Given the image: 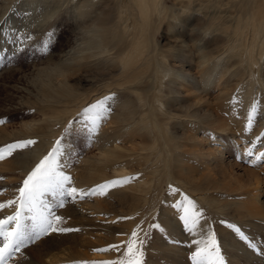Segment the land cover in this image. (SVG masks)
Segmentation results:
<instances>
[{"label":"rangeland","instance_id":"1","mask_svg":"<svg viewBox=\"0 0 264 264\" xmlns=\"http://www.w3.org/2000/svg\"><path fill=\"white\" fill-rule=\"evenodd\" d=\"M2 3L0 14L2 13L4 18L23 15L21 19L29 21L23 28L13 27L10 30L6 27L5 33L10 36L13 35L10 33L12 30L15 32L17 30L16 35H30L32 40L24 45L23 53L16 52L14 56L12 53L18 47L17 44L13 47H8L6 44L5 48L0 45V49L4 50L0 55L6 57L3 64H0V119L6 121L5 124L0 125V148L29 139L35 140L36 144L29 149L18 150L11 157L0 161V203L15 199L23 180L51 151L55 141L64 136V130L70 123L73 131L64 142L72 145V151L68 153L71 166L66 172L72 177L73 186L90 190L112 180L135 178L124 186L109 188L103 196L86 197L83 200L77 198L76 202L69 200L63 208L56 209V214L62 217L59 227L79 229V231L52 233L23 249L22 253L16 254L9 264H39L33 260L37 259L43 242L46 241H52L53 249L49 252V249L45 248L48 253L44 257L51 264H99L101 261L118 260L122 258L123 248L120 252L96 250L109 248L111 245L126 244L132 231L137 230L138 226L141 229V236L150 233L146 245L147 264H192L190 256L195 246L189 247V245L192 239L199 237H193L184 230L180 219L183 213L175 206L181 203L185 196L203 213L202 228L211 227L216 232L227 264H264V162L250 164L245 159L242 161L238 150L230 145L226 147L228 151H224L227 158L223 156L221 163L213 164L208 170L199 171L196 167L200 164V160L195 159L192 153L196 150L201 154V150L220 147L224 143H229L234 136L246 139L249 146L252 144L253 150H256L258 145L261 147V143L264 142V117L260 110L264 106L263 103L259 105L251 130H247V122L244 124L239 122L243 117L240 112H222L213 104L221 86H212L211 83L209 90L198 94L189 84H179L180 88L177 92L180 99L173 108L176 120L172 123L174 129H170V133L166 136V140L167 138L169 140L168 145H162V139L155 133L156 142L163 151H159L156 155L148 154L145 150L148 140L144 139L142 132L126 131L124 126L115 122L112 115L116 109L115 104L119 102L116 100L110 104V114L106 121L101 122L95 140H89L86 134L80 131L84 126L80 114L83 109L110 93H116L115 95L120 99L122 92L116 85L123 82L124 76L114 70L107 77L97 78L109 88L100 87L101 91L98 92L101 93L97 94V92L90 101H85L86 97L92 94L89 92L90 86L81 87L82 91L76 93L74 98L77 103L84 98L85 103L83 108L77 111H72L75 107L73 103L67 104L70 101L59 104V107L36 104L34 94L38 88H35L31 82L32 75L38 67L48 62L49 57L71 42L70 30L73 29L72 19L76 12L67 0H59L58 10L54 15L45 19L41 16L29 19L27 15L31 13V9L28 8V0H0V4ZM163 5L171 9L173 14H177V3L174 0H164ZM43 7L44 4L40 3L37 9ZM10 25L8 21L7 26ZM52 30L57 33L58 39L50 53L44 56L37 49L45 34ZM162 30V26L155 30L152 46L156 47V52L161 50L163 54H167L170 44L165 42ZM210 42L213 43L211 40ZM167 61L169 62V59ZM170 63L177 68L178 63ZM155 78H152V74H148L146 77H137L136 82L127 84L125 89L121 87L126 90L133 86L131 102L135 108L139 107L137 96L144 102V109L138 114L151 113L148 105L152 103ZM228 85L231 90L237 92L236 89L242 86V82L238 81V78H233L228 81ZM254 87L257 89V84ZM259 93L263 94V92ZM257 101H260V98ZM224 103L227 102L221 101V104ZM201 107L207 109L211 115L206 129L195 130L196 126L186 125L183 121L178 122L186 108L192 112ZM49 122L54 123L50 133H53V130L56 132L51 136L46 135L48 127L39 128ZM156 124H158L157 119ZM39 129L43 130L42 134L37 133ZM190 135H196L197 140H194L195 137L192 140L188 139ZM50 141L51 144L44 148L38 160L35 157L29 158L36 155L42 146L41 143ZM214 142L217 146H214ZM113 145H118L114 156L109 160L100 161L102 149L111 148ZM23 161L29 164L27 170ZM201 177H205L206 182ZM255 180L260 181L258 182L262 188L259 191L261 194L259 201L262 203L256 208L259 213L254 208L248 207V204L240 203L244 190L252 189ZM207 182L215 184V191L209 190L213 192L200 197L203 193L197 190ZM170 186L178 191L172 194ZM217 202H222V209L213 208ZM95 205L99 206V209ZM75 208L78 209V214L72 213ZM11 214H13L12 210L6 209L0 212V219ZM221 221L240 227L249 237V241H241L232 230L227 228L226 223L222 224ZM156 223L161 225L162 232L151 229L150 226ZM84 232L86 235L93 234V238L89 241L90 247L87 248L85 245L81 250L83 256L72 260L71 257L75 256L73 251L64 250V247L72 244L78 249L76 240ZM248 243H253L256 247H249Z\"/></svg>","mask_w":264,"mask_h":264},{"label":"bare ground","instance_id":"2","mask_svg":"<svg viewBox=\"0 0 264 264\" xmlns=\"http://www.w3.org/2000/svg\"><path fill=\"white\" fill-rule=\"evenodd\" d=\"M58 1L28 0L31 13L27 16L29 19L36 16H41L43 19L50 17L57 12ZM67 1L76 12L72 19L73 29L70 30L72 40L70 39L71 42L64 49L49 57L48 62L38 67L32 75L31 82L35 88H38L34 94L36 104L59 107V104L70 101L67 104L75 105L72 111L80 110L84 106V98L77 103L74 96L82 91L81 87L90 86L89 92L92 94L85 100L90 101L93 99L92 96L101 91L100 87L109 88L97 78L107 77L116 70L124 78L122 83L116 85L122 92L120 99L115 95L116 93L109 94L115 95V100L119 101L115 104L113 119L120 126H124L126 131L142 132L144 139L148 140L145 150L150 155L163 151L156 142L155 133L162 139V145H168L169 140L168 138L166 140V136L170 133V129H174L172 123L176 117L173 108L179 102L180 95L177 90L181 84H189L190 88L198 94L209 90L211 83H213L212 86H221L213 104L222 112H240L243 115L239 121L241 124L247 122L248 112L254 103L259 102V105L261 103L264 105V86L262 87L264 84V0H174L177 3V14H173L171 9L163 5L164 0ZM40 3L44 4V7L37 9ZM2 5L3 3L0 4V9ZM4 17L1 13L0 45L4 47L7 44L8 47H13L16 44L10 42L9 36L5 33L6 27L10 30L13 27L23 28L29 21L22 20L23 15L13 18ZM8 21L10 26H7ZM161 26L165 35L164 40L170 44L167 54H163L161 50L156 52V47L152 46L155 30L160 29ZM10 33L16 35L17 30L16 32L12 30ZM170 62L178 63L177 68ZM148 74H152V78L156 77L153 80L152 103L148 105L151 113L138 114L144 109V102L137 96L139 107L135 108L131 102L133 86L126 90L121 87L125 89L127 84L136 82L137 77H146ZM129 75H131L130 78ZM233 78H238V81L242 82V86L236 89L237 92H234V89L231 90L228 85V81ZM255 84L257 89L254 87ZM261 89L263 91H260ZM234 98L237 101L235 104ZM259 98L260 101H257ZM221 101L227 103L221 104ZM67 110L63 109L65 112ZM260 110L264 117V106ZM210 119L211 115L204 107L192 112L186 108L178 122L183 121L186 125L196 126L195 130H200L207 128ZM53 125V122H49L46 126H39V128L48 127L46 135L51 136L56 133L54 130L50 133ZM37 133L42 134L43 130L39 129ZM194 137V140H197L196 135H190L188 139L192 140ZM232 138L229 143L223 142L224 144L220 147L214 142V146L217 147L207 151L201 150V154L196 150L193 151L194 158L200 160L197 170H208V167L213 164L221 163V158L226 157L224 151H228L226 147L230 145L238 150L242 161L245 159L252 164V158L243 155L252 144L249 146L246 139L240 136ZM50 144L51 141L41 143L40 150L29 158L35 157L38 160L44 148ZM261 144V147L258 145V148L254 150V155L264 152V142ZM117 146L104 147L100 154V161L111 159ZM158 147H160L159 150H157ZM22 163L27 170L28 162ZM201 179L206 182L205 177ZM258 181H254L252 189L246 188L240 199V203L248 204V207L254 208L257 212L256 208L262 203L259 201L261 196L259 191L262 188ZM209 190L215 191L214 183L207 182L197 191L203 193L200 197H204L205 194L213 192ZM222 205V202H217L213 208L219 210L222 209ZM95 207L99 209V206L95 205ZM72 213L78 214L79 211L75 208ZM91 238H93L92 233L86 235L84 232L76 240L79 250L72 244H67L64 250L73 251L75 256L71 257L72 260L79 259L83 256L81 250L84 246L90 247ZM45 248H48L49 252L52 251V241L43 242L42 250L37 259L33 260L34 262L51 264L44 259L48 253Z\"/></svg>","mask_w":264,"mask_h":264},{"label":"snow or ice","instance_id":"3","mask_svg":"<svg viewBox=\"0 0 264 264\" xmlns=\"http://www.w3.org/2000/svg\"><path fill=\"white\" fill-rule=\"evenodd\" d=\"M57 33L55 30L45 34L37 51L47 56L57 41ZM10 42L17 44L16 52L23 53L24 45L27 44L32 37L30 35H10ZM0 49V52H3ZM5 56L0 55V64H3ZM113 95L105 96L96 103L83 109L81 123L84 125L80 131L84 132L89 140L94 141L96 134L99 132L101 122L106 121L110 114V104L115 101ZM233 103H237L233 99ZM259 109V102L251 106L247 115V130H251L254 120ZM6 121L0 119V125ZM73 128L71 123L64 130V136L55 141L51 151L39 161L35 168L23 180L22 186L18 189V195L15 199H10L7 203H0V212L11 209V215L0 219V264H9L18 253L29 245L35 244L42 238L52 233H69L79 231V229L59 227L62 217L56 214V209L63 208L69 200L76 202L86 197L103 196L109 188L121 187L132 182L134 177L118 179L98 185L90 190L78 189L73 186V180L66 170L70 168L71 162L68 153L72 151V145L65 143L64 139L72 134ZM36 144L35 140H23L16 143L8 144L0 148V161L7 157H11L18 150L23 151L29 149ZM244 156L252 158V162L258 163L264 161V152L254 155L252 147L247 148L243 153ZM172 194L178 190L171 188ZM177 209L182 211L180 219L183 222L184 230L194 238L191 246H195V250L190 256L192 264H227L226 256L222 253L221 244L218 241L217 234L211 229H203L201 220L203 213L197 209L196 204L186 196L182 202L175 205ZM222 224L226 222L221 221ZM228 229L239 237L241 241L248 242L249 237L241 230L240 227L226 223ZM151 229L163 231L159 223L152 224ZM141 229L133 230L131 236L124 245H111L109 248L98 249L96 251L108 252L110 250L122 251V258L118 260L101 261L99 264H147L146 245L147 237L150 233L140 235ZM178 243V242H177ZM249 247L255 248L256 245L248 243Z\"/></svg>","mask_w":264,"mask_h":264}]
</instances>
